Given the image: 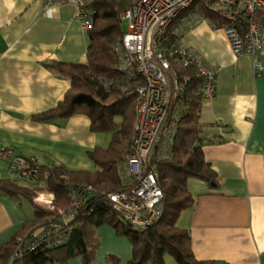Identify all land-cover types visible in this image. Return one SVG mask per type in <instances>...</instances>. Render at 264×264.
<instances>
[{
    "label": "crops",
    "instance_id": "1",
    "mask_svg": "<svg viewBox=\"0 0 264 264\" xmlns=\"http://www.w3.org/2000/svg\"><path fill=\"white\" fill-rule=\"evenodd\" d=\"M76 13L71 4L44 8L42 0H0V150L39 165L93 173L87 154L106 149L111 133L91 132L84 116L60 122L32 119L52 109L69 87L42 62L85 60L88 37ZM181 36L183 47L216 68L214 97L201 103L199 143L219 184L189 179L193 206L175 225L188 231L199 262L264 264V69L255 72L251 55L234 56L225 33L203 19ZM0 180L23 185L7 159H0ZM25 202L0 194V247L33 219V208ZM97 235L92 264H106L109 255L127 264L132 247L126 237L107 225ZM68 264L82 262L74 258ZM164 264L176 263L165 256Z\"/></svg>",
    "mask_w": 264,
    "mask_h": 264
},
{
    "label": "trees",
    "instance_id": "2",
    "mask_svg": "<svg viewBox=\"0 0 264 264\" xmlns=\"http://www.w3.org/2000/svg\"><path fill=\"white\" fill-rule=\"evenodd\" d=\"M212 1V0H209ZM129 0H95L90 5L91 27L87 31L88 46L83 63L43 61L57 78L69 82V87L56 105L32 117L37 122H60L74 116H84L94 133H111L106 149L95 148L88 158L96 170L69 172L60 165H34L40 167L39 185L28 188L15 180H0V194L18 201H26L33 208V219L24 222L22 229L0 247V264H9L15 252L20 258L14 264H68L79 258L82 264H92L98 247L97 229L110 226L117 235L128 239L132 256L127 264H164L170 256L176 264H210L197 261L192 253L188 231L176 227L179 215L193 206L187 190L189 179H198L218 186L219 180L205 161L200 145L199 123L201 79L192 68L173 67L179 82L188 79L184 91L175 97L182 110L176 134L167 160H154L155 176L162 191V216L147 230L132 229L126 220L114 211L107 194L124 190L119 177L120 166L127 160L135 135L137 95L140 77L134 70H123L117 48L124 31L120 20ZM197 13L215 28L226 25L220 15L208 6L194 4L176 18ZM254 20L264 25V13H257ZM116 118H119L117 121ZM28 162L31 159L25 158ZM18 175V174H17ZM19 176V175H18ZM90 187L91 191L85 190ZM54 195L56 210L50 211L34 202L38 192ZM81 205L73 218L63 220L58 211H67L77 200ZM38 230L52 231L48 237L62 242L30 244V235ZM49 238V239H50ZM106 264H118L114 256H106Z\"/></svg>",
    "mask_w": 264,
    "mask_h": 264
},
{
    "label": "built area",
    "instance_id": "3",
    "mask_svg": "<svg viewBox=\"0 0 264 264\" xmlns=\"http://www.w3.org/2000/svg\"><path fill=\"white\" fill-rule=\"evenodd\" d=\"M94 1L42 0V5L44 8L74 5L77 8L76 18L82 30L87 32L92 24L89 7ZM197 3L208 6L227 22L219 29L225 33L234 56L251 55L255 72L264 69V25L253 18L257 13H264V0H129L120 13L124 35L117 53L121 68L134 70L140 77V84L136 88L137 118L131 151L119 171L120 181L125 188L106 196L114 211L135 230H147L162 216L163 195L153 161L167 160L171 155L172 140L182 110L175 97L183 93L188 82L187 78L179 82L173 67L192 68L201 79L203 98L214 97L216 68L207 64L192 48L183 47L181 36L176 35L177 24H180L181 32H186L201 17L197 13L189 14L184 16L189 18L187 22L170 26ZM0 159L8 160L10 172L30 181L38 178L40 167L34 165L32 160L28 162L6 149L0 150ZM85 190L90 191L91 188L88 186ZM35 202L41 207L47 205L39 198ZM81 202L80 198L72 208L60 210L58 214L63 220L73 218ZM50 233H54L53 230L35 231L28 241L32 245L47 243V240L56 245L62 242L61 239L48 237ZM19 258L20 253L15 252L9 264H14L13 261Z\"/></svg>",
    "mask_w": 264,
    "mask_h": 264
},
{
    "label": "rangeland",
    "instance_id": "4",
    "mask_svg": "<svg viewBox=\"0 0 264 264\" xmlns=\"http://www.w3.org/2000/svg\"><path fill=\"white\" fill-rule=\"evenodd\" d=\"M188 19L189 18H187V17H184V18H180L179 19V21H178V23H183L184 21L185 22H187L188 21ZM177 26H178V30H177V32H176V35H178V36H181L182 35V32H181V27H180V24H177ZM174 31V30H173ZM182 37V36H181ZM116 120L118 121L119 120V118H116ZM126 162V161H125ZM124 162V163H125ZM123 163V164H124ZM127 163H129V161L127 162ZM16 175V177L18 178V180L24 185V186H26V187H29V188H34V187H36V185L32 182V181H30L29 179H26V178H21V176H18L17 174H15ZM37 180H38V178H37ZM37 180H36V182H37ZM158 183V182H157ZM161 190V189H160ZM91 191V190H90ZM90 191H88V192H90ZM163 194V193H162ZM42 199V201H45L46 203H47V205L46 206H44V205H42V208H52V209H54V210H56L57 209V207L54 205V195L52 194V193H49V192H46V191H43V192H38L37 193V195H36V197H35V199L34 200H36V199ZM40 199V200H41ZM35 202V201H34ZM26 203H28V202H25V204ZM36 203V202H35ZM29 204V203H28ZM98 236V235H97ZM127 239V238H126ZM128 240V239H127ZM129 242V241H128Z\"/></svg>",
    "mask_w": 264,
    "mask_h": 264
}]
</instances>
